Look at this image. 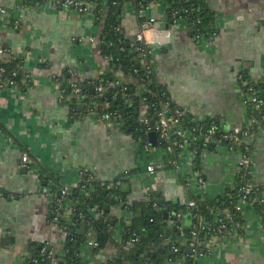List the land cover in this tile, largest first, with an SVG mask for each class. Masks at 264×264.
<instances>
[{"label":"crops","instance_id":"obj_1","mask_svg":"<svg viewBox=\"0 0 264 264\" xmlns=\"http://www.w3.org/2000/svg\"><path fill=\"white\" fill-rule=\"evenodd\" d=\"M109 1H102L99 22L98 5L93 2H89L92 12L79 13L49 1L27 5L24 0H0L8 12L0 22V62L21 60L30 79L24 91L0 88V264H24L43 247L53 255L54 264L61 260L54 261L64 255L66 233L55 221V191L77 188L83 174L92 181L119 182L129 203L137 204V214L153 194L186 206L192 196L216 199L236 186L240 156L227 146L205 149L198 167L188 150L170 160L159 140L155 146L147 145L135 139L122 120H103L96 112H83L81 106L74 112L62 100L63 78H57L67 73L69 82L75 81L70 70L79 83L101 74L118 75L101 51ZM208 3L216 14V32L209 39L193 36L185 19L171 16L168 3L151 0L140 10L133 2L121 7L117 29L124 39L134 42L141 28L139 14L155 18L154 76L174 107L194 123L215 121L225 131L246 128L250 109L239 78L247 72L252 80L264 81V0ZM160 30L169 31L170 36ZM153 34L149 32V40ZM146 91L144 84L136 86V96ZM79 103L85 107L84 99ZM245 143L251 147L253 180L264 189V126L255 140L248 138ZM24 154L29 156L26 166ZM148 165L155 166L156 173L148 174ZM195 167L205 180L202 189L193 177ZM42 171L54 175L58 185L44 186ZM187 181L192 183L190 188ZM69 211L66 208L60 217L70 221ZM111 213L117 218L111 236L119 244L124 221L132 222L134 216L121 207ZM243 220L242 234L217 237L195 264H264L263 222L253 207L243 210ZM108 241L100 250L83 243V261L103 264L114 258L118 249ZM164 241L154 243L151 251L157 254L168 243ZM201 243L210 248L207 241ZM182 246L190 248L184 239ZM170 264L189 263L177 259Z\"/></svg>","mask_w":264,"mask_h":264},{"label":"trees","instance_id":"obj_2","mask_svg":"<svg viewBox=\"0 0 264 264\" xmlns=\"http://www.w3.org/2000/svg\"><path fill=\"white\" fill-rule=\"evenodd\" d=\"M86 1L98 5L96 16L99 22L102 21V1L104 0ZM145 1L149 0L109 1L102 33L101 51L103 55L109 58L113 72L118 73V75H113V73L101 74L83 80L79 86L80 95L86 103L84 104L85 107L80 105L79 98L75 96L73 88L69 85L67 73L62 77L61 89L65 90L64 98L72 111L77 112L81 106L83 112L86 109L90 112H96L99 117L106 115L109 119L122 120L125 126L131 128L135 139H139L148 145V127H152L151 130L155 131L156 114L162 109L164 103L171 101V99L165 89L155 80L151 55L143 57L141 52L137 50L139 47L137 41H127L117 29L121 18V7L128 2H133L140 10ZM24 2L27 5H41L45 3V0H24ZM158 2L168 3L171 16L175 19H185L194 31L193 36L209 39L215 34L216 14L210 7L208 0H158ZM149 49L147 48V51ZM21 66L23 63L18 59L1 63L4 70V80L13 81L18 89L24 91L30 84V79L26 76V72L21 70ZM239 79L246 96L253 92L257 98L263 100L259 110L255 108L252 102H249L248 105L251 119L255 116L257 120L253 130L256 131L259 127L264 126V81L252 80L247 72H241ZM99 84L105 87L103 94L95 91ZM141 84L145 85L147 91L139 97L136 96V86ZM172 106L174 107L173 104ZM144 116L150 119L148 125L143 122ZM212 125L217 124L210 120L194 123L188 119L186 113L182 117L183 128L193 135L201 137V141L194 145L198 150L197 167L205 149H211L215 146L214 143H211L207 148H203L205 131ZM219 128L221 129V127ZM157 135L159 143L165 149L168 150V147L171 146L168 151V158L177 160L181 151L177 148L176 143L179 142L180 138L173 135L172 141L167 142L161 138L159 133ZM228 145L232 144L229 143ZM245 146L248 145L243 142L241 147L244 148ZM248 147V154H251V147ZM197 167L195 169H198ZM82 177L80 185L73 189L69 196L73 205L69 211L71 221H67L63 216L60 217L64 214L67 206L54 202L55 215L58 217L57 225L66 232L63 245L64 257L57 264H87L81 257L80 248L83 243L88 244L87 240L90 234L94 235L98 243L95 250L102 248L100 245L102 238L109 239L108 242L114 244L118 249V254L103 264H164L165 262L173 263L177 259H185L189 264H195L196 256L187 252L186 248L182 246L183 239L186 240L187 244L194 229H198L200 240L204 242L213 236L232 235L236 232L242 234L243 211H237L236 206L242 199L243 195L240 188L246 181L253 183L256 191L253 192V206L248 205L245 208L253 207L264 225V189L254 182L249 170H244L242 174L237 172L236 186L233 189H227L219 198L209 199L192 196L191 199L196 202V208L187 209L186 206L175 205L173 202H167L161 196L153 194L149 204L142 208L141 214L136 212L137 204L129 203L127 193L122 192L119 182L106 184L101 181H92L90 175L83 174ZM41 180L44 186L50 183L58 185L55 176L47 174L45 171L41 172ZM60 193L59 187L55 191L56 199L61 198ZM114 207H121L130 213L132 212L134 216L132 222L124 221V236L119 244L111 236V231L117 223V218L111 213ZM174 211L175 214H173ZM153 212H155L154 215ZM179 214H181L180 217H178ZM83 222H87L85 235L80 234V227ZM160 235L166 238L160 239ZM132 238L136 239L135 245L126 249L125 243ZM164 239L168 243L163 245L162 249L153 256L152 246L154 243L162 244ZM174 248L177 249V252H174ZM41 250L42 248H37L24 264H54L48 256L49 252H42ZM200 251L206 253L205 247L202 246Z\"/></svg>","mask_w":264,"mask_h":264},{"label":"built area","instance_id":"obj_3","mask_svg":"<svg viewBox=\"0 0 264 264\" xmlns=\"http://www.w3.org/2000/svg\"><path fill=\"white\" fill-rule=\"evenodd\" d=\"M49 1L50 3L56 5V6H60V7H64V8H72L75 11L79 12V13H87V12H92L91 7H89V2H87L86 0H45V3ZM155 2H158V0H153ZM8 12L6 11L5 8L0 6V22L3 21L4 19H6ZM139 17L142 19L141 21V28H140V32L137 35V44L139 45V47L137 48L138 51H140L141 55L143 57L147 56V55H151L152 54V49L151 46L154 45L155 42H157L158 38L156 36V25H157V21L155 18L153 17H147L145 16L143 13L139 14ZM161 31V30H160ZM149 32H154V34L152 35L151 39L149 40L148 34ZM162 33H165L166 37L168 38L170 36V32L169 31H161ZM158 33V32H157ZM147 48H150L149 51H147ZM1 63L0 62V88H3L5 86H9V87H16L15 83L13 81H5L4 80V70L1 67ZM21 70L25 71L26 67L25 66H21ZM26 72V71H25ZM69 75L71 76V78L73 77L75 81H71L69 82V85L73 88V92L75 94V96L77 98H79L80 100L83 99L82 96L80 95L81 93V89L79 86V82L78 80L75 78V71L74 70H70ZM26 76L28 77L29 75L26 72ZM63 75H60V78L57 79H61L62 80ZM114 84V83H113ZM62 91V100H65V90L61 89ZM95 91H97V93L99 94H103L105 92V87L102 84H99L98 86H96ZM249 102L253 103L255 105L256 109H260L261 105L263 104V100L259 99L255 96V93H250L248 96L245 95V104L249 105ZM144 108V107H143ZM184 111H181L180 109H176L172 106V102L171 101H167L164 103L162 109L156 114L157 117V122H156V126H155V132L159 133L161 138L163 140H166L167 142H171L172 141V137L173 135H177L180 140L178 143H176L177 148L182 151V150H188L191 152V154L194 157V164L197 163V154H198V150L196 147H194V145H196L198 142L201 141V137L197 136V135H193L190 131L186 130L185 128H183L182 126V117L184 116ZM103 120H107L109 119L106 115H103L102 117H100ZM150 119L147 116L143 117V122L144 124L148 125L149 124ZM257 122L256 117L254 116L252 119H250V125L246 128H235L231 131H225L224 129H220L217 125H212L210 126V128L208 130L205 131V135H204V141H203V148H207L211 143H214L215 146H220V145H224L227 146L228 149H230L232 152H238L239 156H240V161H239V167H238V172H240L242 174V172L244 170H249L251 171V165H252V157L251 154H248L249 151V147L245 146L244 148L241 147V144L243 142H245L246 139L250 138L255 140L257 138V133L260 130L259 127L256 131L254 130V124ZM152 127H148V132H150ZM152 131V130H151ZM154 131V130H153ZM201 135V133H199ZM229 143H231L232 145H228ZM171 149V146L168 147V151ZM23 166H26V164L29 161V156L27 154L23 155ZM175 164V162H174ZM146 171L148 172V174L152 175L154 173H156V168L153 165H148L146 168ZM193 177H196V181H197V186L202 189L205 187V180L204 177L201 175V173L199 171H197L195 168L193 169ZM192 185V183L190 181L186 182V186L187 188H190ZM255 185L251 182L246 181L245 184H243V186L240 188V192H242V199L240 200V202L238 203V205L236 206V210L241 212L243 210H245L246 206H253V192L256 191L255 189ZM72 188L65 186V187H61L60 188V195L61 198L60 199H56V197H54V202H57L59 205H64L67 206L66 208L68 209H72V201L70 200L69 196L72 193ZM52 194H50L51 196ZM202 200V199H201ZM64 201V203H62ZM186 208L187 209H193L196 208V202L193 199H190L187 204H186ZM181 214L178 215V217H180ZM55 221L57 223L58 221V217H55ZM71 221V220H70ZM202 225V223H201ZM66 233V232H65ZM219 237V236H213L211 239H209L207 241V246L210 248H206V251L208 252L212 245L214 240ZM202 240H200L199 237V232L198 229H194V231L191 234V238L189 239L188 243H189V247L192 249V254L194 256H196V258H200L203 257L206 253H203L200 251V248L203 246ZM136 243V239L132 238L129 241H127L125 243V248L126 249H130L131 247H133ZM90 246L93 247H97L98 243L97 241H93V242H89L88 243ZM46 247L42 248V252L47 251ZM174 252H177V249L174 248ZM49 258H51L53 260V255L49 253ZM64 257V256H63ZM63 257L61 258H55L57 261L59 259L63 260ZM60 260V261H61ZM35 263H37V261H35ZM164 264H170L165 262Z\"/></svg>","mask_w":264,"mask_h":264},{"label":"water","instance_id":"obj_4","mask_svg":"<svg viewBox=\"0 0 264 264\" xmlns=\"http://www.w3.org/2000/svg\"><path fill=\"white\" fill-rule=\"evenodd\" d=\"M161 29V26H158L157 27V29ZM156 46V45H155ZM153 123V122H152ZM147 141H148V144L149 145H152V146H155L156 144H157V141H158V135H157V133L155 132V131H150V132H147ZM154 213L155 212H153V215H154ZM176 212L174 211L173 212V214H175ZM167 216V215H166ZM86 229H87V222H83L82 224H81V227H80V234H82V235H85L86 234ZM107 238H102L101 239V243H100V245H101V247H103V244H104V241L106 240ZM96 239H95V237H94V235L93 234H90V236H89V239L87 240L88 242L87 243H89V242H93V241H95ZM155 248L153 247V250H154ZM186 251L187 252H190L191 251V249L190 248H188V249H186ZM153 256H155V254L153 253Z\"/></svg>","mask_w":264,"mask_h":264}]
</instances>
